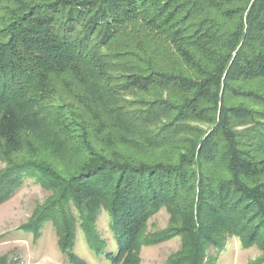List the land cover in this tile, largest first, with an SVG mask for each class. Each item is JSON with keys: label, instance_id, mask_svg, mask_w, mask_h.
I'll use <instances>...</instances> for the list:
<instances>
[{"label": "trees", "instance_id": "obj_1", "mask_svg": "<svg viewBox=\"0 0 264 264\" xmlns=\"http://www.w3.org/2000/svg\"><path fill=\"white\" fill-rule=\"evenodd\" d=\"M0 160V203L49 191L27 229L71 264L78 222L106 251L102 210L113 264L175 237L167 264L227 237L264 262V0H0Z\"/></svg>", "mask_w": 264, "mask_h": 264}, {"label": "rangeland", "instance_id": "obj_2", "mask_svg": "<svg viewBox=\"0 0 264 264\" xmlns=\"http://www.w3.org/2000/svg\"><path fill=\"white\" fill-rule=\"evenodd\" d=\"M4 166L0 160V169ZM50 196L51 193L35 180L27 179L16 195L0 203V258L6 260V264H71L60 248L59 237L52 223H46L39 236L27 229L36 208ZM110 221L108 213L102 210L97 230L107 243V249L100 256L90 249L78 222L74 254L85 264H113L112 258L117 254L119 243L112 234ZM169 221L170 214L165 209L161 210L149 221L148 232L153 234L167 229ZM181 248V237L143 245L138 264H167ZM107 254H112V258ZM261 258L263 254L258 247H245L238 237H227L223 249L216 251L210 248L207 251L204 264H264Z\"/></svg>", "mask_w": 264, "mask_h": 264}]
</instances>
